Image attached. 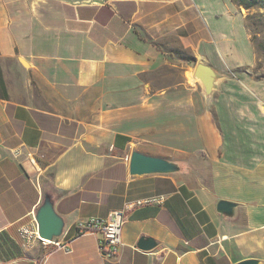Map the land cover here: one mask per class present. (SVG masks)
Returning a JSON list of instances; mask_svg holds the SVG:
<instances>
[{
  "label": "crops",
  "instance_id": "obj_1",
  "mask_svg": "<svg viewBox=\"0 0 264 264\" xmlns=\"http://www.w3.org/2000/svg\"><path fill=\"white\" fill-rule=\"evenodd\" d=\"M247 16L233 0H0V264L264 261V78ZM199 62L223 75L209 104ZM135 149L200 167L131 175ZM47 194L64 232L25 245ZM118 209L108 256L87 222Z\"/></svg>",
  "mask_w": 264,
  "mask_h": 264
},
{
  "label": "water",
  "instance_id": "obj_2",
  "mask_svg": "<svg viewBox=\"0 0 264 264\" xmlns=\"http://www.w3.org/2000/svg\"><path fill=\"white\" fill-rule=\"evenodd\" d=\"M194 78L203 88L207 104L213 99L215 90L219 87V82L223 75L214 67L199 62L195 67ZM130 173L131 175H148V174H174L181 173L189 175L196 171V165L191 164L189 160H174L162 156L151 155L140 150H133L130 156ZM236 203L222 199L218 203V210L225 213H233ZM36 220L39 227V233L42 237L54 241L64 232L65 221L56 211L54 201L51 195L47 194L44 202L36 212ZM157 245L154 238L142 236L137 246L143 250H150ZM235 264H264V261L258 258H248Z\"/></svg>",
  "mask_w": 264,
  "mask_h": 264
},
{
  "label": "built area",
  "instance_id": "obj_3",
  "mask_svg": "<svg viewBox=\"0 0 264 264\" xmlns=\"http://www.w3.org/2000/svg\"><path fill=\"white\" fill-rule=\"evenodd\" d=\"M164 199V195L148 197L137 201L135 205H144L153 202H163ZM125 217V209H118L113 211L106 218L91 217L87 222L89 228H101V244L103 251L108 256L117 255L120 252L121 247L123 246L122 228L125 222ZM19 237L22 242L28 246H32L37 241V239H44V245H48L53 242L40 235L37 220H35L34 226H21L19 228Z\"/></svg>",
  "mask_w": 264,
  "mask_h": 264
},
{
  "label": "rangeland",
  "instance_id": "obj_4",
  "mask_svg": "<svg viewBox=\"0 0 264 264\" xmlns=\"http://www.w3.org/2000/svg\"><path fill=\"white\" fill-rule=\"evenodd\" d=\"M242 7L245 8L247 15H253V20L256 21V25L252 26L253 30L251 31V35L254 39L255 49L260 56L259 63L255 69V73L258 77L264 78V6L254 7L250 9L246 8L245 6ZM187 55L188 53L183 51L182 56ZM199 161L200 159L197 162ZM199 167L200 165H197L196 169H198ZM195 172L196 171H194V173Z\"/></svg>",
  "mask_w": 264,
  "mask_h": 264
},
{
  "label": "trees",
  "instance_id": "obj_5",
  "mask_svg": "<svg viewBox=\"0 0 264 264\" xmlns=\"http://www.w3.org/2000/svg\"><path fill=\"white\" fill-rule=\"evenodd\" d=\"M233 1H235L239 5L245 6L248 9L264 6V0H233ZM253 18H254L253 15L247 16V27L250 32L253 30L252 26L256 25V21L253 20ZM0 97L5 98V99L9 98V92H8V88H7L5 79H4L1 64H0Z\"/></svg>",
  "mask_w": 264,
  "mask_h": 264
},
{
  "label": "bare ground",
  "instance_id": "obj_6",
  "mask_svg": "<svg viewBox=\"0 0 264 264\" xmlns=\"http://www.w3.org/2000/svg\"><path fill=\"white\" fill-rule=\"evenodd\" d=\"M188 76L190 77L191 80H193L192 72H189V73H188ZM37 240H42V241H44V239H37Z\"/></svg>",
  "mask_w": 264,
  "mask_h": 264
}]
</instances>
